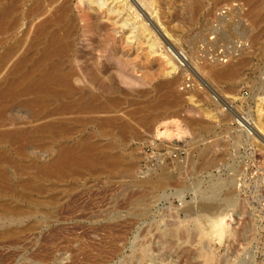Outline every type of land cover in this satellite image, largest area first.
<instances>
[{"label": "rangeland", "instance_id": "obj_1", "mask_svg": "<svg viewBox=\"0 0 264 264\" xmlns=\"http://www.w3.org/2000/svg\"><path fill=\"white\" fill-rule=\"evenodd\" d=\"M77 1L73 52L60 65L79 69L85 81L74 85L93 90L98 108L38 107L35 125L63 122L66 133L35 142L31 158L0 144L19 164L34 161L29 171L5 165L0 264H264V127L252 121L258 107L264 113V0H153L140 20L175 60L171 75L141 39H125L129 28L115 25L125 13L108 20L106 8L91 10L87 19ZM63 2L19 0L0 33V78L16 58L36 56L37 26ZM237 62L233 78L214 77ZM24 116L15 105L7 118ZM81 144L96 149L76 153L88 161L62 176L39 172L62 146ZM31 176L35 189L24 193ZM220 213L230 216L219 239L209 229Z\"/></svg>", "mask_w": 264, "mask_h": 264}, {"label": "bare ground", "instance_id": "obj_2", "mask_svg": "<svg viewBox=\"0 0 264 264\" xmlns=\"http://www.w3.org/2000/svg\"><path fill=\"white\" fill-rule=\"evenodd\" d=\"M73 1L74 0H64L62 5L60 6L59 9L60 14L58 16L49 17L37 26V32L35 31L36 32L35 39L33 41V44H30L32 45V48L36 50L37 47H40V50L39 51L37 50L38 53H36V56L33 57L32 60H29V57L26 54L20 56L19 58H16V60L12 61L11 65L9 64L10 68L9 66L7 67L9 68L8 72L6 71L7 74L0 78V144L4 143L10 147L15 146L16 147L15 152L19 156L23 155V156H28V158H31L30 153L35 142L51 140L52 138L57 137L65 132L66 123L63 122H58V123L46 122L40 125H35L37 121L43 119L37 114L38 107L46 105L50 102L53 103L58 102L61 105L60 109L65 112L67 111L69 112L73 110H75L74 112L76 111L81 112L86 110H95L98 108L97 96L91 92L93 90L89 91L86 85H82V84L78 86L74 85V82L81 83L83 82L82 80H84L83 79L84 75L81 77L78 76V74L76 73L79 71V69L78 71H73V68L68 69L66 67L67 69L66 70L64 69L65 71H63L60 65L61 60H63L64 58L70 61V56L71 53L73 52L74 44L72 41V35L75 27V20L71 17V12H72L71 4ZM18 2L19 0H12L8 4H5L0 8V33L1 31L7 29L9 24L13 26L12 23L13 15L17 10ZM77 2H78V9L80 12L84 13L83 16L85 18H87V15L85 14L86 11L102 10L104 8H106L105 10L106 15L109 16L108 20L113 19L110 17L111 15L120 16L122 13H125L123 20L115 22V25L120 24L123 27V29L129 28L128 35L126 34L127 37L125 39L128 42L133 41L135 38L136 40H138L137 38L141 39L142 44L143 43L146 44L147 50L151 54H153V56L154 54L155 55L157 54L160 56L161 60H163L165 64L163 65L166 66L167 68V74L171 75L173 72L177 71L178 69L177 64L173 59V57H171V55H169L168 53L163 52V47L161 46V43L158 41L157 37H154V34L150 29L149 25L146 22H144V20L142 19L140 20L141 17L140 13L143 11L142 9H144V12L145 9L147 11L152 12L153 0H78ZM118 16H114V17L117 19ZM100 20L101 19H99V21ZM61 29H63L64 31L63 34H60ZM19 55H21V53ZM7 56L10 57L11 54H7L5 58ZM178 56L179 57L176 59L180 61L181 57L180 55ZM5 63H7V61ZM241 65H242L241 62L239 63L237 62L225 67L216 68L213 70V75L217 80L220 81L231 79L237 74ZM77 66L78 65H76V67ZM96 67L98 68V66ZM86 69L88 68H85L84 70ZM89 69H90L89 76L92 84L93 85L99 84L101 80H99L98 78L99 76L97 75V73H95V71H99L98 73H100V69L99 70L96 69L95 71L92 70L93 68H89ZM86 71L88 72V70ZM80 77L82 78V80ZM108 78H110V76L107 77V79ZM103 82L106 83L104 80ZM112 82L114 83V80ZM115 83L111 85H115ZM173 95L175 96V94ZM163 102L165 103V101ZM114 104L115 102L112 105ZM15 105L16 106L18 105L20 109H24L25 116L22 119L7 118L9 111L14 109ZM104 106H106L105 103ZM109 106H111V104ZM256 113H257V117L254 118V120L252 119L254 125L256 124L259 127H264V122H263L264 113L262 109L258 107ZM87 114H89V112H87ZM46 115H50V114H46ZM7 121L9 122L8 124H6ZM7 125L10 126V128L6 127L4 129H1L2 127H5ZM95 151L96 149L90 145L81 144L78 146H62L59 149L57 155L53 158L51 162L40 166L39 172H41L45 176H51V175L62 176L63 174L65 175V172L69 170L70 167L80 166L82 165V163L88 161V160H84V158L81 156H77L76 155L77 152H83L84 154H89ZM93 159L95 160V157ZM33 164H34L33 160H29L27 165L19 164L15 160V158L14 159L11 158L9 155L6 154L5 151H0V185H3L2 190L7 192L11 187L10 173L8 169L5 167V165L14 166L15 168H20L22 170L27 171L28 169L31 168V165ZM158 184L161 185V183ZM34 187H35L34 178L31 176L27 179V183L23 189L24 193L34 191L35 189ZM229 216L230 215L228 213H225V214H221V216L220 215L217 216L215 221L212 220L213 222L212 225H210V229H209L210 234L215 235V237L218 236V238L224 237V235L227 233V230L226 228L223 227V225L227 221L226 219ZM210 234L208 235L210 236Z\"/></svg>", "mask_w": 264, "mask_h": 264}]
</instances>
